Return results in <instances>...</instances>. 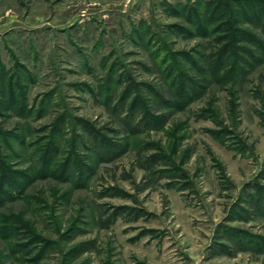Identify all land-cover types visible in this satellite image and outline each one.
I'll return each mask as SVG.
<instances>
[{
    "label": "rangeland",
    "instance_id": "374dc122",
    "mask_svg": "<svg viewBox=\"0 0 264 264\" xmlns=\"http://www.w3.org/2000/svg\"><path fill=\"white\" fill-rule=\"evenodd\" d=\"M0 264H264V0H0Z\"/></svg>",
    "mask_w": 264,
    "mask_h": 264
},
{
    "label": "trees",
    "instance_id": "16d2710c",
    "mask_svg": "<svg viewBox=\"0 0 264 264\" xmlns=\"http://www.w3.org/2000/svg\"><path fill=\"white\" fill-rule=\"evenodd\" d=\"M8 181H9V183H10L12 186L16 185V184H15V181H14L13 179L9 178Z\"/></svg>",
    "mask_w": 264,
    "mask_h": 264
}]
</instances>
